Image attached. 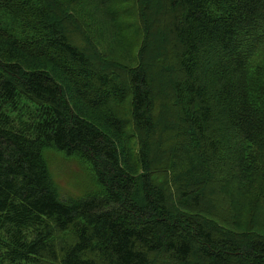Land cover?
I'll return each instance as SVG.
<instances>
[{"label":"trees","instance_id":"1","mask_svg":"<svg viewBox=\"0 0 264 264\" xmlns=\"http://www.w3.org/2000/svg\"><path fill=\"white\" fill-rule=\"evenodd\" d=\"M167 3L160 92L58 0H0V264H264V0ZM50 149L90 188L62 197Z\"/></svg>","mask_w":264,"mask_h":264},{"label":"rangeland","instance_id":"2","mask_svg":"<svg viewBox=\"0 0 264 264\" xmlns=\"http://www.w3.org/2000/svg\"><path fill=\"white\" fill-rule=\"evenodd\" d=\"M58 1L71 12L70 27L72 28V25L75 27V21L79 14L81 19L87 24L89 34L94 35L96 33L103 39L105 43V45H102L105 49L104 54L109 58L125 64L128 68H134L138 66V58L143 56L146 58L145 55H148L146 60L148 59L149 63L147 61L146 63L149 70L147 68L146 70L150 78L151 89L162 92L173 88L175 81L170 80L168 74L173 78L181 76L180 70L182 67L178 61H181L179 51L182 49L175 44L172 34L164 30L175 20L173 15L172 19L164 21L166 11L169 8H173L170 3H167V0H141L140 7L139 5L135 6L136 0ZM72 9L74 10L72 11ZM138 13L139 15H137ZM139 16L144 17L147 26L149 25L147 37H145L146 29ZM115 23L119 25L117 28L114 27ZM78 41H80V38ZM144 43L145 52L143 50ZM173 45L177 53L175 56ZM167 52L169 54H165ZM164 55H166V58ZM175 61L179 71L178 69L171 70V64H174ZM254 62H256L254 65H259L262 59L256 58L252 61V63ZM180 78L178 79L180 80ZM216 79L219 80L218 78ZM211 84L208 82V88H212V91L216 92L220 88L221 82L219 80L218 83L212 78ZM130 100L131 96L129 95L123 102L113 107L114 111L122 114L120 116L126 120L131 115ZM214 119L215 121L217 120V115ZM176 121L179 123V118H176ZM127 126L130 127V123H127ZM219 127L222 128V126ZM44 155L48 161L50 174L62 197L79 195L86 188H90V176L77 159L65 157L51 149L47 150ZM223 205L227 207L228 203L225 202Z\"/></svg>","mask_w":264,"mask_h":264}]
</instances>
